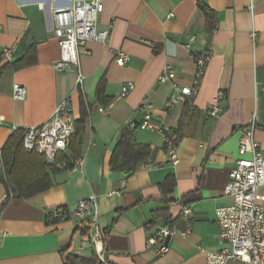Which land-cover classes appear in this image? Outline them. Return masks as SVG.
Instances as JSON below:
<instances>
[{"label": "crops", "instance_id": "0c3cea01", "mask_svg": "<svg viewBox=\"0 0 264 264\" xmlns=\"http://www.w3.org/2000/svg\"><path fill=\"white\" fill-rule=\"evenodd\" d=\"M199 3L214 14L212 28ZM70 4L0 0V55L14 48L13 63L33 46L36 60L0 76V150L13 131L44 123L66 99L72 105L74 131L75 122L87 114L76 171H58L50 176L48 190L8 202L0 180V264H63L61 251L96 260L91 243L75 226L76 218L48 221L53 210L65 207L72 214L79 201L90 197L97 202L106 264H206V254L222 247L215 210L231 204L223 190L239 159L242 129L253 116V138L264 155V0H102L96 28L110 34L104 44L87 42L79 48L78 72L84 78L80 89L75 68H53L59 49L52 12ZM199 51H209L211 59L197 94L186 104L166 108L173 89L171 83H158L159 75L169 67L175 83L189 86L192 55ZM118 52L128 55L127 64L116 63ZM4 65L0 58V69ZM127 83L134 88L121 97ZM14 84L25 88L23 101L13 99ZM98 90L107 104L98 100ZM218 93L225 96L221 112L207 120L204 110ZM143 105L152 106L154 122L173 139L182 122L176 166L167 159L163 135L137 127ZM101 107L106 115L99 112ZM125 134L150 151L131 173L112 171L109 165ZM69 153L68 147L64 155ZM168 175L175 187L163 194L159 185ZM259 197L264 198V186ZM185 207L189 215L182 213ZM161 209L167 219H154L153 213ZM187 226L189 234L181 236ZM163 227L177 235L167 241L168 252L157 255L159 245L150 240Z\"/></svg>", "mask_w": 264, "mask_h": 264}, {"label": "built area", "instance_id": "2783aa9c", "mask_svg": "<svg viewBox=\"0 0 264 264\" xmlns=\"http://www.w3.org/2000/svg\"><path fill=\"white\" fill-rule=\"evenodd\" d=\"M102 10V0H71L69 6L54 9L52 12L53 34L59 49V61L53 68L57 72H64L71 67L75 68L78 89L81 88L84 80L78 72L79 48L87 42L104 44L109 38V29L98 31L96 28ZM171 16L169 15V17ZM191 40L193 41L194 38ZM192 56L194 72L189 86L175 83L176 75L169 67H165L157 79L160 84L171 83L172 85L173 94L166 102L168 109L178 103L186 104L188 99L195 97L199 90L205 69L211 59V53L199 51L193 53ZM13 57L14 48L4 49L0 55L5 64L12 63ZM128 61V55L122 52L117 53V64L124 65ZM133 88L132 83L123 85L121 97L126 96ZM12 96L15 101H23L26 96L25 88L14 84ZM224 98L223 93H218L214 104L204 110L205 119L215 120L218 118L221 112L219 104ZM140 110L143 112V118L137 127L142 131L163 135L167 159L173 166H176L178 158L174 139L165 134L161 125L154 122L151 105H143ZM99 112L106 115V110L103 107L99 109ZM256 124V117L253 116L248 125L242 129V138L237 151L239 159L229 173L223 190V194L231 199V204L215 210L222 247L216 253L206 254V264H227L229 261H238L240 264H264V198L259 197V189L264 186V155L260 151L259 144L253 138ZM73 134L72 105L70 100L66 99L55 108L47 121L26 130L22 147L26 152H34L43 157L48 165L62 169L66 166L65 162L56 164L55 161L59 154L67 152ZM79 165L80 159L75 160L69 171H76ZM6 198H12V194L7 195ZM182 213L189 215L190 209L185 207ZM50 217L61 219L63 216L60 210H53ZM70 217L77 219L75 226L91 243L97 260L101 264H106V246L104 234L97 222L96 199L90 197L79 201ZM189 232L190 228L187 226V230L181 236H187ZM176 235L177 232L168 227L158 230L150 240V243L159 245L156 254L167 253L169 250L167 241Z\"/></svg>", "mask_w": 264, "mask_h": 264}, {"label": "trees", "instance_id": "16d2710c", "mask_svg": "<svg viewBox=\"0 0 264 264\" xmlns=\"http://www.w3.org/2000/svg\"><path fill=\"white\" fill-rule=\"evenodd\" d=\"M199 8L206 18L208 28H212L215 21L214 14L206 6L201 5V3H199ZM35 62V48L33 46L26 48L20 60L5 64L0 69V76L5 71H18L34 65ZM97 97L102 103L107 104L109 102L103 99L104 97L100 90L97 92ZM86 116L87 114L85 111L80 119L75 122V131L69 143V157L64 154H59L56 158V164L65 162L66 166L62 169H57L56 166L48 165L43 157L34 152H26L23 149L22 141L26 130L18 129L9 135L4 146L0 150V159L2 162L0 180L1 183L4 184L8 196L12 194V198L16 196L28 197L46 191L53 185L50 177L51 175L61 170H69L72 167L73 161L80 155ZM181 126L182 122L179 124L178 129L172 133L175 144L176 141H178ZM149 156L150 151L147 146L137 144L130 134H125L120 138L115 147L109 165L112 171L131 173L137 164L146 161ZM159 187L163 194L171 193L175 187L174 177L168 175ZM8 200L9 198H7L6 202H8ZM57 210L62 212L63 217L61 219H52L49 216V222L57 223L69 219L70 212L68 208L64 207ZM165 212L166 211L163 209L157 210L153 213V218L167 219ZM60 254L63 264H101L97 259L87 260L65 251H61Z\"/></svg>", "mask_w": 264, "mask_h": 264}]
</instances>
